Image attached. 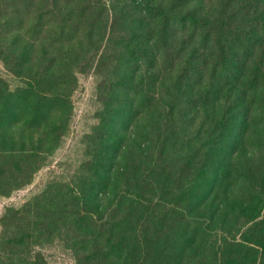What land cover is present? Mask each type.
<instances>
[{"label":"trees","instance_id":"1","mask_svg":"<svg viewBox=\"0 0 264 264\" xmlns=\"http://www.w3.org/2000/svg\"><path fill=\"white\" fill-rule=\"evenodd\" d=\"M201 2L0 0V194L28 182L64 133L76 73L92 66L100 79L72 172L5 207L0 264H51L33 245L52 236L77 264H264V158L236 168L225 155L244 140L251 103L264 105V0H218L211 16ZM225 86L237 87L232 111L186 143L181 118ZM149 107L147 143L136 120ZM228 176L258 186L230 205L246 228L215 236Z\"/></svg>","mask_w":264,"mask_h":264},{"label":"rangeland","instance_id":"2","mask_svg":"<svg viewBox=\"0 0 264 264\" xmlns=\"http://www.w3.org/2000/svg\"><path fill=\"white\" fill-rule=\"evenodd\" d=\"M169 0H143L144 3L151 5H158L164 7ZM218 0H202L200 5L197 7L196 12L201 15L202 13L207 15H213L216 10L215 2ZM106 3V2H104ZM104 5V4H103ZM218 5V3H217ZM104 7H106L104 5ZM106 9V8H105ZM104 13V11H103ZM108 17V16H107ZM108 19V18H107ZM106 28V27H105ZM107 35V29L104 33V39ZM114 39L113 34H109L108 37V47L112 44ZM102 45L100 46V48ZM99 52V50H98ZM106 59H104L105 61ZM83 71H78L76 73V85L70 94L71 108L69 109L70 113L68 114L66 121V129L62 135L57 139L55 145H52L48 149L47 158L45 162L32 174L31 179L21 184L17 188L11 189L6 194H0V217L3 214L5 207L7 206H18L26 198H28L32 193H34L39 186H43L44 182L49 178H58L57 176L67 177L75 167L78 159L80 158L83 144L81 142L82 134L90 130V125L95 122V110L99 106V101L96 98H99L97 94L96 83L100 80L98 73L93 69L92 66L83 68ZM3 71L7 72L1 61H0V73ZM8 73V72H7ZM10 75V74H9ZM10 77V76H9ZM227 87V89H226ZM264 88V84L262 85ZM237 87H224V90L219 92V98L212 103L207 104L204 107L191 108L188 110L185 119L181 118L179 123V135L184 138L186 143H189L185 138L186 136L191 138L190 142H194V136L196 140L205 141V134L209 131V126L216 117L225 114L228 115L232 110L225 109L231 102L234 94L236 93ZM199 90L203 89L201 85ZM251 92H248L245 96V99L248 100ZM251 111L249 113L250 120L248 127L243 134L244 140L238 144V149L234 152L227 150L225 155L231 156L229 159L233 166L238 168L240 165H249L254 164L260 158H264V147L259 144L261 140H264V121L261 119V115L264 111V105H259L258 103H251ZM152 108L149 107L145 111L144 117L137 118L138 126L146 127L147 130L144 132L146 136V142L150 143L154 139L153 130L155 128L154 122L151 119ZM224 115V116H225ZM57 117V113L51 114L47 120L48 122H53ZM138 117V116H137ZM148 131H150L148 133ZM131 134L130 131H125L124 135L127 138ZM216 135V134H215ZM212 135L211 137H213ZM216 140L220 139L219 130H217V136L213 137ZM149 146V145H148ZM172 149V148H171ZM168 151V158L172 157V153ZM145 159H153L155 152L153 149L146 151ZM143 154V155H144ZM251 165V166H252ZM185 180V177H184ZM229 185L230 193L227 195L223 193V188L225 184ZM258 186V181H255L252 177H243L241 176L239 180L231 178L228 176L222 180L221 186L216 192V199H219L220 203L225 204L229 202L223 211H221L220 216L223 218L222 221H225V224H222V221L214 222L213 234L221 233L224 228L225 230L230 229V231L235 232L238 236L239 232L246 228V216L235 215L231 206L233 201L239 199L246 192L247 188H256ZM229 190H226L228 192ZM232 195V196H229ZM264 201V193L261 194ZM220 220V218H219ZM3 225L0 222V237L2 235ZM223 231V233L225 232ZM2 245H0V252ZM33 249L39 250L45 259L51 264H77L71 254L70 250L64 246L62 240L59 237L52 236L48 241L41 242L33 245ZM6 248H4V251Z\"/></svg>","mask_w":264,"mask_h":264}]
</instances>
